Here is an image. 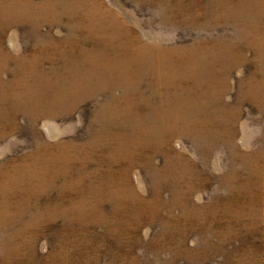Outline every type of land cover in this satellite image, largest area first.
I'll return each instance as SVG.
<instances>
[{"label": "rangeland", "instance_id": "rangeland-1", "mask_svg": "<svg viewBox=\"0 0 264 264\" xmlns=\"http://www.w3.org/2000/svg\"><path fill=\"white\" fill-rule=\"evenodd\" d=\"M0 264H264V0H0Z\"/></svg>", "mask_w": 264, "mask_h": 264}]
</instances>
